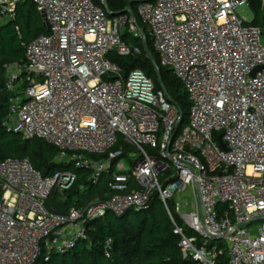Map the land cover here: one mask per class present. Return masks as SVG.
Instances as JSON below:
<instances>
[{
	"label": "built area",
	"instance_id": "2783aa9c",
	"mask_svg": "<svg viewBox=\"0 0 264 264\" xmlns=\"http://www.w3.org/2000/svg\"><path fill=\"white\" fill-rule=\"evenodd\" d=\"M24 1L0 0V24L13 21ZM31 1L47 34L25 45L23 67L7 70L3 127L47 142L57 163L87 170L92 184L109 175V195L54 213L48 197L69 191L76 174L42 177L27 158L1 160L0 264H35L42 254L48 261L86 240L90 222L139 212L153 195L174 225L183 259L264 264V44L261 29L237 13L248 1L138 3L159 65L190 103L177 134L180 112L165 92L142 70L123 75L108 59L139 53L121 36L127 25L145 40L134 18H108L105 0Z\"/></svg>",
	"mask_w": 264,
	"mask_h": 264
},
{
	"label": "trees",
	"instance_id": "16d2710c",
	"mask_svg": "<svg viewBox=\"0 0 264 264\" xmlns=\"http://www.w3.org/2000/svg\"><path fill=\"white\" fill-rule=\"evenodd\" d=\"M141 1L152 0H105L106 14L109 17L123 15L128 7L135 15L138 29L144 34V40L133 37L132 40L122 33L123 41L139 50L137 54L123 57L111 53L108 59L116 64L123 75L131 70H142L153 82L157 90H163L169 103L177 106L182 113L181 121L175 133L186 124L189 100L181 93L182 85L173 73L159 65L145 26L136 14ZM252 14L251 25L264 32L263 0H247ZM129 16V15H128ZM15 27H18L16 31ZM47 34L35 4L31 0L20 3L13 21L0 24V161L7 158H27L32 167L42 177L51 176L59 171L70 170L76 174L73 187L59 195L52 192L46 201V209L54 213H65L70 207H82L91 201L103 200L109 195L107 182L109 175L104 174L97 184L88 181L89 172L76 169L72 164L57 163V151L43 140H25L19 135L6 131L4 121L9 113L10 93L5 88L7 70L10 67H23L26 64L25 45L40 35ZM119 145H122L121 142ZM123 146V145H122ZM125 150H130L123 146ZM98 158V157H96ZM116 162L114 161V164ZM2 193L0 191V200ZM173 214V213H172ZM174 221H180L173 214ZM110 240L109 257L105 255V243ZM35 264H195L182 258L179 237L174 234V225L163 204L156 195L151 198L148 207L139 212L130 210L122 216L107 213L104 217L88 225V237L79 240L73 249L64 253H52L48 261L44 254Z\"/></svg>",
	"mask_w": 264,
	"mask_h": 264
},
{
	"label": "rangeland",
	"instance_id": "374dc122",
	"mask_svg": "<svg viewBox=\"0 0 264 264\" xmlns=\"http://www.w3.org/2000/svg\"><path fill=\"white\" fill-rule=\"evenodd\" d=\"M263 8H264V6H262ZM104 10H105V8H104ZM106 11V10H105ZM237 13L240 15V17L242 18V19H244L246 22H251L252 21V19H253V17H252V14L250 13V11H249V9H247L246 7H244V6H241V7H239L238 9H237ZM107 17L108 18H111V17H109L108 15H107ZM122 33L123 34H125V36L129 39V41L130 40H132L133 39V35L128 31V27H127V25H125L124 26V28H123V30H122ZM261 42L264 44V32H263V35H262V38H261ZM164 90V89H163ZM165 91V90H164ZM181 93L183 94V93H185V91H184V89H183V87H181ZM189 112V109L187 110V116H186V124H187V122H188V113ZM185 124V125H186ZM158 142H160V137L158 138ZM148 152H150V150H148V149H146ZM130 151H132V152H134V150L133 149H130ZM261 223L262 222H256V223H254V224H252V226H260L261 225Z\"/></svg>",
	"mask_w": 264,
	"mask_h": 264
},
{
	"label": "water",
	"instance_id": "95a60500",
	"mask_svg": "<svg viewBox=\"0 0 264 264\" xmlns=\"http://www.w3.org/2000/svg\"><path fill=\"white\" fill-rule=\"evenodd\" d=\"M126 12L129 14V16H130L131 18H134V19H135L134 12L132 11V9H131L130 7L127 8ZM40 18H41V20H42V23H43L44 28H45L46 31H47V24L44 22V18H43V16H42L41 14H40ZM144 48H145L146 51H148V49H147V44H146V41H145V40H144ZM182 116H183V115H182V113L180 112V113H179V117L182 118ZM220 147H221L222 149H225L224 144L221 143V142H220Z\"/></svg>",
	"mask_w": 264,
	"mask_h": 264
}]
</instances>
